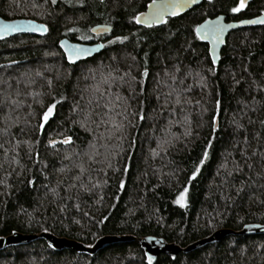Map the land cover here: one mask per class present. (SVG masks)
<instances>
[{
    "label": "trees",
    "instance_id": "16d2710c",
    "mask_svg": "<svg viewBox=\"0 0 264 264\" xmlns=\"http://www.w3.org/2000/svg\"><path fill=\"white\" fill-rule=\"evenodd\" d=\"M152 2L0 0L2 18L48 28L0 40V238L51 233L92 247L107 236L155 237L186 248L264 225V26L231 32L218 65L196 34L220 15L256 18L264 0L239 12L241 0H206L141 27L136 17ZM101 24L111 34L93 36ZM63 38L105 48L70 65ZM0 264L149 262L138 241L89 255L38 239L0 251ZM152 264H264V234Z\"/></svg>",
    "mask_w": 264,
    "mask_h": 264
},
{
    "label": "water",
    "instance_id": "95a60500",
    "mask_svg": "<svg viewBox=\"0 0 264 264\" xmlns=\"http://www.w3.org/2000/svg\"><path fill=\"white\" fill-rule=\"evenodd\" d=\"M206 0H157L156 3L159 4H175L179 2L182 4V7L175 9L177 12L176 15H172L170 9H166L162 19L155 20L151 19V14L156 12L155 8H150L148 6L147 10L142 13L141 17L142 22L137 23L141 27H152L162 25L166 19L178 16L181 14H186L193 9L201 6ZM255 0H243V4L248 6ZM152 4V3H151ZM150 4V5H151ZM139 15L138 17H140ZM254 21V22H253ZM264 13L260 16L248 20L242 21H228L225 15H220L214 19L208 20L198 26L197 29H200V33L196 34L200 40L209 45V53L211 59L215 65H218L220 62L221 52L226 44L227 38L231 32L237 31L244 28H256L264 26ZM12 24L16 25V29H4V25ZM211 28H222L223 32L220 34V41L217 42L215 38L211 35L203 36L202 34L209 31ZM113 28L110 25H97L92 28V34L95 37L107 36L111 34ZM48 34V28L46 25L36 22L30 19H17V20H6L0 16V40L13 38L16 36H36V37H45ZM59 46L64 53L67 62L70 65H76L84 60L91 59L96 55L104 51L103 43H80L73 42L68 38H63ZM76 49H81L79 56H75L74 52ZM72 56L74 62H70L69 57ZM13 65V64H9ZM62 141H57L56 144H60ZM54 144L52 143V146ZM264 234V225L251 224L247 225L241 232H234L232 230H219L216 231L209 238L200 240L186 248H181L175 244H169L164 239H159L155 237H147L144 239H136L134 237H115L107 236L103 237L97 241V243L92 247H87L84 244L78 243L73 240L66 238H60L51 233H42L41 235H25L15 233L10 237L0 238V251H4L12 246H20L29 244L38 239H45L47 243L56 251L63 250H72L79 253H87L89 255H96L100 250L107 249L108 247L121 243V242H133L138 241L142 248L145 250L149 264L154 263L158 257L162 254L169 255L172 258H176L181 253H190L193 252L207 244H215L221 242L226 237L230 235H239V236H255Z\"/></svg>",
    "mask_w": 264,
    "mask_h": 264
},
{
    "label": "snow or ice",
    "instance_id": "6c2138e0",
    "mask_svg": "<svg viewBox=\"0 0 264 264\" xmlns=\"http://www.w3.org/2000/svg\"><path fill=\"white\" fill-rule=\"evenodd\" d=\"M53 3H55V0H52ZM193 2H195V0H193ZM33 7H36V5H33ZM150 8H155L156 12L151 14V19H155V20H160L163 17V14L165 12L166 9H170L171 14L172 15H176L177 12L175 11V9L182 7V4H180L179 2L175 3V4H157L156 0H153L152 4L149 5ZM244 7L243 4V0H241V5L238 8H233L232 11L233 12H239L241 10V8ZM143 16V14H141L140 17H136V23H141L142 19L141 17ZM254 22V21H253ZM261 23H264V21H260ZM5 30L7 29H16L17 26L16 25H12V24H6L3 26ZM197 32L200 33V29H197ZM223 32L222 28H211L209 29V31L203 33V36H213L215 38V40L217 42L220 41V34ZM118 40L120 39L119 37L117 38ZM80 51H82L81 49H76L74 52L75 56H79ZM70 62H74V60L72 59V56L69 57ZM55 104L50 105L47 110L44 112L42 120L44 121V123H47L49 121V119L52 117L54 109H55ZM143 117H141L142 119ZM41 127H43V124L41 125ZM53 144H55V141L51 142ZM62 143L64 144H70L71 143V139L70 138H66L62 141ZM205 158H207V153H205ZM195 178V173L193 174V179ZM188 193V189L185 188L182 192L179 193L178 197L176 198V203L178 205H180L181 207H185L186 206V196Z\"/></svg>",
    "mask_w": 264,
    "mask_h": 264
},
{
    "label": "rangeland",
    "instance_id": "374dc122",
    "mask_svg": "<svg viewBox=\"0 0 264 264\" xmlns=\"http://www.w3.org/2000/svg\"><path fill=\"white\" fill-rule=\"evenodd\" d=\"M242 8H243V7H242ZM242 8H241V9H242Z\"/></svg>",
    "mask_w": 264,
    "mask_h": 264
}]
</instances>
